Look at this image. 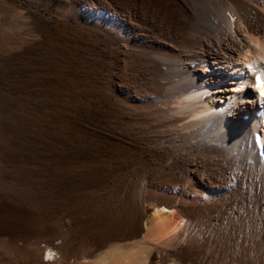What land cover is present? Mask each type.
Instances as JSON below:
<instances>
[{"label": "bare ground", "instance_id": "6f19581e", "mask_svg": "<svg viewBox=\"0 0 264 264\" xmlns=\"http://www.w3.org/2000/svg\"><path fill=\"white\" fill-rule=\"evenodd\" d=\"M61 12L99 38L113 122L153 167L114 208L144 220L142 237L84 264H150L155 253L159 264H264V95L253 78L264 80V0H74ZM34 225L31 256L69 261L61 242L39 240L65 231Z\"/></svg>", "mask_w": 264, "mask_h": 264}, {"label": "rangeland", "instance_id": "374dc122", "mask_svg": "<svg viewBox=\"0 0 264 264\" xmlns=\"http://www.w3.org/2000/svg\"><path fill=\"white\" fill-rule=\"evenodd\" d=\"M73 3L0 0V264H49L23 241L38 221L65 231L64 241L39 239L67 248L63 264L144 233V220L115 218L114 208L127 206L130 178L153 167L113 122L99 38L62 16Z\"/></svg>", "mask_w": 264, "mask_h": 264}, {"label": "snow or ice", "instance_id": "6c2138e0", "mask_svg": "<svg viewBox=\"0 0 264 264\" xmlns=\"http://www.w3.org/2000/svg\"><path fill=\"white\" fill-rule=\"evenodd\" d=\"M256 81L258 84H261L262 86L261 95H264V80H262L260 76H257Z\"/></svg>", "mask_w": 264, "mask_h": 264}]
</instances>
